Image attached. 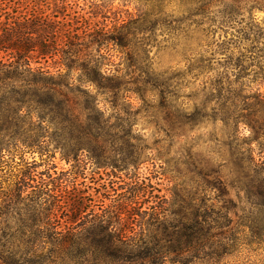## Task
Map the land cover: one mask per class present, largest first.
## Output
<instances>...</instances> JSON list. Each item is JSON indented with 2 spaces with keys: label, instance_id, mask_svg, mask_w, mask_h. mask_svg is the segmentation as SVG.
Returning a JSON list of instances; mask_svg holds the SVG:
<instances>
[{
  "label": "rangeland",
  "instance_id": "obj_1",
  "mask_svg": "<svg viewBox=\"0 0 264 264\" xmlns=\"http://www.w3.org/2000/svg\"><path fill=\"white\" fill-rule=\"evenodd\" d=\"M54 1L33 0V5ZM62 1L67 13L76 12L94 23L105 20L110 25L114 20L150 17L149 31L139 34L131 46L144 50L139 53V64H150L157 77L147 86L150 93L144 101L128 92L118 112L99 105L114 117L113 124L130 122L128 144L139 156L125 163L127 168L122 170L124 156L117 153L108 155L105 168H95L84 154L79 157L80 164L61 160L59 153L54 156L58 172L66 174L64 178L73 177L76 170L78 175L83 173L76 178L74 188L83 197V222L110 214L114 226L125 224L128 231L141 236L140 249H128L122 261L111 263L96 256L99 250L95 249V256L88 253L84 264H148L183 220L212 211L228 214L218 221L225 225L224 235L219 237L221 229L212 231L216 242L235 246L236 251L225 259L227 264H264V245L247 247L245 241H238L242 226L254 221L246 215L257 203L251 195L264 181V105L260 103L264 83L258 84L264 80V0ZM107 57L103 72L112 74L123 56L114 48ZM119 66L124 68L126 63ZM77 76H72L74 87ZM136 78L139 73L124 81ZM80 89L94 92L87 85ZM33 121L32 127H25L33 134L40 132L47 139L55 135L51 126H38L36 119ZM39 159L27 149L17 157L4 152L0 194L19 164ZM132 196L134 204L128 202ZM120 204L127 213L113 214ZM18 209L13 220L32 218L21 204ZM65 209L54 219L59 226L65 225L69 213ZM155 211L157 215H152ZM140 213L146 222L143 226L136 223ZM219 250L229 252L230 248ZM134 259L137 261L130 262Z\"/></svg>",
  "mask_w": 264,
  "mask_h": 264
},
{
  "label": "trees",
  "instance_id": "obj_2",
  "mask_svg": "<svg viewBox=\"0 0 264 264\" xmlns=\"http://www.w3.org/2000/svg\"><path fill=\"white\" fill-rule=\"evenodd\" d=\"M65 8L62 0L46 6L33 5V0H0V158L4 152L22 156L26 149L40 158L39 162L19 164L0 194V264H84L88 253L95 256V249L99 250L96 256L115 263L126 258L122 254L128 249H140L137 231H128L125 224L114 226L110 214L81 220L83 197L74 188L83 173L78 175L76 170L73 177L64 178L54 156L59 153L61 160L80 164L79 157L84 154L95 168H105L108 155L117 153L124 156L122 170L127 168L125 163L139 156L128 144L130 122L120 119L121 123L113 124L114 117L99 105L118 112L126 93H135L142 101L150 93L147 86L157 77L150 64H139V53L144 50L131 46L148 30L150 17L114 20L107 25L105 20L94 23L76 12L69 14ZM114 48L123 56L119 65L126 66L114 65L112 74H105L107 54ZM135 73L139 78L124 81ZM73 74H78L75 87L71 84ZM262 83L264 80L258 84ZM84 85L93 87L94 92L80 89ZM33 119L38 126L46 123L54 128L55 135L47 139L40 132L33 134L25 128L33 126ZM73 191L77 192L70 193ZM68 193L71 195L66 198ZM135 196L128 202L134 204ZM251 196L257 203L246 217L254 221L242 226L238 239L247 247L264 245V181ZM20 204L32 218L13 220ZM63 209L69 213L65 225L59 226L54 219ZM112 213H127V208L120 204ZM227 215L212 211L183 220L148 264H227L225 259L236 251L235 246L216 242L212 232L221 229L218 235H224L225 225L218 221ZM138 220L139 225L146 224L141 213ZM221 247L230 250L221 252ZM184 254L189 256L182 258Z\"/></svg>",
  "mask_w": 264,
  "mask_h": 264
}]
</instances>
